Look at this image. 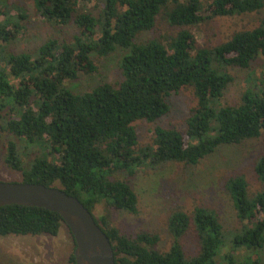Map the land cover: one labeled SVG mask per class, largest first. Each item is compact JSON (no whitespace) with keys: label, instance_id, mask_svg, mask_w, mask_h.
I'll return each instance as SVG.
<instances>
[{"label":"trees","instance_id":"trees-1","mask_svg":"<svg viewBox=\"0 0 264 264\" xmlns=\"http://www.w3.org/2000/svg\"><path fill=\"white\" fill-rule=\"evenodd\" d=\"M16 1L32 2L45 23L78 29L71 42L49 39L34 52L14 53L9 46L25 33L30 15L13 0H0V140L5 133L25 142L9 141L6 153L7 165L22 173V182L59 188L92 214L104 203L106 215H136L138 196L122 174L133 178L139 170L169 162L194 166L220 147L264 133V79L255 77L256 85L244 91L238 104L222 103L234 80L228 68L248 70L259 60L264 64V19L214 48L198 47L193 33L183 29L259 12L264 0H213L207 5L201 0ZM159 17L181 30L165 43L138 41L155 29ZM116 51L123 53L121 83H103L83 93L68 86L80 74L97 73L93 55L107 58ZM185 88L197 100L186 131L157 126L152 144L140 147L134 124L167 116L168 98ZM32 145L41 151L28 161ZM255 171L263 188L253 198L243 177L226 185L241 226L235 234L224 229L213 210H177L168 220L170 248L162 251L158 234L129 237L107 216H93L109 238L117 264H264V158ZM192 226L200 249L187 258L180 239ZM63 227L61 216L45 209L0 207V238L57 236ZM225 248L229 250L222 254Z\"/></svg>","mask_w":264,"mask_h":264},{"label":"rangeland","instance_id":"rangeland-1","mask_svg":"<svg viewBox=\"0 0 264 264\" xmlns=\"http://www.w3.org/2000/svg\"><path fill=\"white\" fill-rule=\"evenodd\" d=\"M27 9L30 19L26 23L25 33L12 43L9 48L14 53L34 52L37 47L49 39H58L60 42H71L78 29L75 25L56 27L45 23L35 14L33 3L30 1H16ZM206 5L213 0H201ZM93 8V4H90ZM94 14H97L94 11ZM264 19V9L251 14L235 15L232 17L215 18L188 29L196 38L198 47L214 48L232 38L240 31L252 30L259 26ZM2 20V17H0ZM181 29L172 27L164 18L159 17L153 31L144 33L138 41L158 39L166 42V37L174 35ZM121 51H116L107 58L93 55L97 73L93 75L80 74L68 86L75 93H83L103 83L118 84L123 81L120 69ZM261 60L255 62L251 69L228 68L233 77L225 91L222 103L236 105L244 91L253 83L255 77L260 76ZM170 112L156 123L138 121L134 125L139 138V146L146 147L153 142L154 130L157 126L174 128L180 132L187 129V120L197 100L192 89L185 88L168 98ZM15 141L20 146L25 142L3 133L0 140V181L22 182L21 172L13 170L6 163L7 145ZM32 153L25 156L31 160L40 152V147L32 145ZM264 158V133L259 138L244 141L238 145L223 146L215 153L202 159L197 165H187L179 162H169L154 169L148 167L139 170L133 177L125 174L121 177L130 181L131 187L138 196V214L133 215L124 211H114L106 215L104 203L93 211L98 219L107 216L111 225L122 234L134 237L141 232L158 234L160 242L158 248L167 251L170 248L172 237L168 231V220L174 211H184L193 214L194 210L202 208L215 211L229 234H235L240 229L234 202L226 189L229 179L243 177L248 183L249 196L259 192L263 185L255 171L257 164ZM262 220V216H261ZM193 224V223H192ZM187 258L198 254L199 239L193 228L180 239ZM231 246V245H230ZM229 248V247H228ZM228 248L223 253L228 252ZM75 251V244L67 228L63 227L57 236H10L0 238V264H72L71 256Z\"/></svg>","mask_w":264,"mask_h":264},{"label":"water","instance_id":"water-1","mask_svg":"<svg viewBox=\"0 0 264 264\" xmlns=\"http://www.w3.org/2000/svg\"><path fill=\"white\" fill-rule=\"evenodd\" d=\"M8 205L36 207L59 214L76 243L75 264H117L109 238L78 198L56 187L0 181V207Z\"/></svg>","mask_w":264,"mask_h":264}]
</instances>
